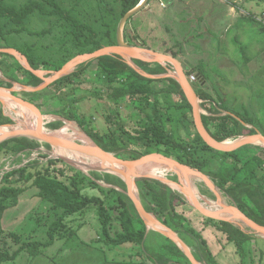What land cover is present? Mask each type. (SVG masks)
I'll return each mask as SVG.
<instances>
[{
    "label": "trees",
    "instance_id": "1",
    "mask_svg": "<svg viewBox=\"0 0 264 264\" xmlns=\"http://www.w3.org/2000/svg\"><path fill=\"white\" fill-rule=\"evenodd\" d=\"M78 1L28 0L24 5L17 6L0 0V19H4L7 22V27L10 28L8 32H3L4 29L2 28V34H7L9 37L22 35L28 31L25 21L35 14L43 19L54 20L57 24L55 29L65 28V31H59L60 34H65L64 37L67 38L62 44L60 55L57 57L61 58L59 61L56 62L54 56L46 59L44 56L36 54L35 45L19 49L0 44V48L17 49L28 58L27 60L36 70L42 67L45 69L52 67L55 71H59L72 58L80 54L93 53L104 47L116 45L119 21L126 13L135 9L142 0H98L96 4L85 9H79ZM129 22L130 20L127 22L125 30L129 26ZM260 25L264 30V24ZM53 30L43 29L30 31V33L41 36L52 34ZM124 37L128 44L136 45L128 39L126 34ZM14 58L9 54H0V71L6 79L5 85H0L12 88L14 83H18L26 87L37 88L43 84L41 78L25 69ZM96 60L111 65L110 67H106V64L100 65L98 68L106 78L105 83L108 92L105 95L116 101L128 99L132 102L137 99L138 103L132 102L131 105L139 112V115L133 118L136 126L134 134L124 132L123 126L119 128L123 134L126 133L130 143L122 142V139L118 137L119 131L111 132L107 136H98L96 130H87L86 133L92 139H97L98 142L96 141V143L99 146L125 160H135L158 152L198 169L209 176L217 188L230 197L243 213L264 226L263 147L256 146L258 153L255 155L248 154L251 145L231 152L214 150L203 141L196 131L192 106L188 102L181 85L174 78L156 79L144 76L120 55L104 56ZM134 62L148 74L163 75L167 73V69L160 64L139 60H134ZM85 65L87 64L79 66L74 72L59 79L44 90L23 92L27 96V98H23L34 103L42 113H61L62 110L53 108V103H48V98L43 101L44 104L36 101L35 98L41 99L44 92L51 89H54V95L51 96L53 101L69 98L73 90H77V81L74 82V80L82 77V74L84 75L86 72ZM193 73L197 72L193 69L187 75L190 76ZM202 74L204 75V72ZM83 82L79 83L82 84ZM154 84H164V86L155 88ZM195 91L198 97L205 101L202 105L203 109L210 113V115H203L202 119L207 131L215 140L224 142L228 139L254 135L257 131L264 135V97L257 99L259 106L256 107V112L252 114L244 104L239 107L228 106L227 103L218 102L204 90L196 89ZM160 94L173 95L175 97L174 103L171 106L161 105L156 98ZM14 95L18 96V94ZM92 95L97 99L104 98L102 93L95 92ZM81 100L73 98L70 103L73 105V103H78ZM66 108L67 106H63V111ZM25 114L29 119L37 116L35 112L27 108H25ZM61 116L72 122L76 121L82 129H86L85 124L87 122L84 118L80 119L79 116L72 113H64V115L61 113ZM182 117L192 125L193 130L185 126L188 135L177 138L174 127L178 125ZM12 123V119L4 114L1 106L0 126ZM54 124V129L62 127L60 122ZM167 125H170L169 128ZM248 127H252V129ZM160 146L163 150H158ZM41 148L48 150L51 146L24 137L0 144V154L9 155L12 159L11 169L3 174L0 182V264L15 260L23 252H27L34 258L42 252L43 248L51 246L57 238L67 237L69 232L75 233L76 230L74 229V231L69 226V219L84 212L89 207L96 209L102 232L100 240H103L105 245L120 247L133 244L143 246L148 251L146 247L147 225L140 216L138 218L133 216L127 202L122 199L126 190V184L122 179L110 175L103 179L105 183L114 187L109 190L117 196V199L90 196L84 192V188L87 185L100 187L98 181L102 179L98 176L88 177L82 171L62 160L51 159L49 154ZM36 151H38V157L30 160L29 156ZM200 152L210 153V155H205L202 158L198 155ZM125 153H129V155ZM26 160L27 163H25ZM44 160H47L46 167L41 163ZM58 163L64 167H57ZM53 170H56V176H53ZM136 183L140 190L142 204L147 211L154 214L161 223L171 228L180 237L185 238V242L187 239L185 236L193 240L191 245H193L194 250L192 251L199 262L219 264L216 256L209 249L203 232L212 237L222 234L229 243H233L239 250H242L244 258V246L253 237L251 234L233 223L209 219L202 214L195 223L202 226V232L198 231L187 218V211L189 212V209L194 208L188 204L183 196L173 192L168 185L156 179L138 178ZM26 184L38 187V196L49 202V210L58 212L55 220L49 226V239L44 243L23 241L20 235L6 232L2 227L4 213L17 206L20 195L26 190ZM115 188H120L123 192L120 193ZM112 201L115 202L110 204ZM155 234L160 236L162 240H160L158 250L151 253L153 258L150 260L153 263L191 264L175 243L157 232ZM157 236L155 239L159 241ZM8 238L12 239V245H9ZM186 243L190 244V242ZM13 245L18 246L11 252Z\"/></svg>",
    "mask_w": 264,
    "mask_h": 264
},
{
    "label": "rangeland",
    "instance_id": "2",
    "mask_svg": "<svg viewBox=\"0 0 264 264\" xmlns=\"http://www.w3.org/2000/svg\"><path fill=\"white\" fill-rule=\"evenodd\" d=\"M5 1L11 5L22 6L28 0ZM97 1L98 0H79L77 3L79 9H85L90 7V5L96 4ZM165 1L168 2L169 0ZM183 1L184 2L179 3L178 6L169 4L166 10L160 9V12L156 9L151 14L148 12H139L133 16L129 23L135 28V31L140 34L142 41H138L136 38L137 36L135 35L136 32L130 26H128L126 30L124 28L123 33L127 35L130 41L142 46L144 49L151 48V50H157L160 51V53L163 52V54L173 56V58L177 59L185 68L187 74L194 69L195 72L198 73L192 74L196 76V81L193 83L195 90L201 89L206 91L205 77L207 75V90L215 100L218 102H224L225 104L227 103L228 106L232 107H239L241 104H244L249 112L252 114L255 113V110L257 109L256 107L259 106L257 99L264 97V30L260 25L264 24V1ZM228 8L229 12L232 14H230V16L236 18L241 17L240 19H243L244 21L238 20V18L237 20H233L236 18L223 16L217 26L213 27L212 24L208 22L209 17L204 16V14L211 13L215 9L221 10L224 13L228 11ZM165 16H168V18H164ZM143 21L145 23L141 32V23ZM25 26L28 31H25L22 35H11L9 37L7 34H2L3 29V32H8L10 28L7 27V22L4 19H0V44L10 45L19 49L25 48V46L28 47L30 45H35L36 54L42 55L46 59H50L51 56H54L56 62L61 59L57 57L60 55L59 53L62 50V44L67 38L64 37L65 34H60L59 31H65V28L55 29L57 24H55L54 20L43 19L38 14L27 18ZM43 29L54 30L52 34L41 36L30 33V31H41ZM125 42L127 41L125 40ZM14 60L16 59L14 58ZM91 61H89L91 64H88L89 62H84L72 70V72H74L79 66L87 64L85 65V74H82V77L74 80V82L77 81V90L74 89L69 98L53 101L51 96L54 95V89L46 90L47 92H44L43 97L41 96L42 100L35 98L36 101L42 103L48 98V103H53L54 109L57 108L62 110L61 113L63 115L64 113H72L79 116L80 119L84 118L87 122L85 124L86 129H82L76 121L72 122L67 120L61 116V113L57 112L54 114L43 113L44 117H53L52 122H45L46 129L54 130V123L60 122L62 126L66 125V123L75 126L78 131L85 133L88 137L90 136L86 133L87 130L93 129L96 130L95 132L98 136H107L111 132L119 131L121 126L124 128V132L134 134V128L136 126L134 125L135 120H133V118L138 116L139 112L131 105V103H138L137 99H134L131 102L128 99L116 101L115 99L108 98L105 95L108 92L106 87L107 84L105 83L106 78L100 69H98L100 65L103 66L106 63H102L96 59ZM129 61L137 66L141 72L146 73L149 76L168 78L169 76L166 75L170 72L171 74L175 73V70L172 69V66L169 63L160 64L168 70H166L167 73L162 76L148 74L141 69L140 66L135 64L134 61ZM7 62H10V60H7ZM228 62H231L233 65H231V67L224 66V64ZM110 66L109 63L106 64V67ZM39 70L45 78H49L54 72H56L52 67L50 69L42 67ZM203 72L204 75H201ZM5 80V76L0 71V84L5 85ZM81 81L84 82L80 84L79 82ZM3 85H0V88L11 89L14 94H18V96L22 98H27L23 92H32V88H35L32 86L26 87L18 83H14L12 88H7ZM162 86H164V84H154L155 88ZM229 88H231V90ZM44 89L46 88H43L42 90ZM95 92L102 93L104 98L97 99L93 97L92 94ZM73 98L82 100L78 103H73L72 105L70 101ZM156 98L157 101L164 106H171L175 101L173 95L167 96L160 94ZM204 103L205 101L199 98L198 106L201 115H207V112L202 107ZM0 104V107L2 106L3 108L4 114L7 117H10L13 121V123L9 125L10 127H24L23 118L14 116V114L17 113V109H15V112L14 110L6 109L1 101ZM63 106H67L65 109L66 112L65 110L63 111ZM169 126L170 125H167L168 128ZM185 126L193 130L192 125L187 123L182 117L178 125L174 127L175 136L177 138L188 135L185 131ZM248 128L252 129V127ZM125 134H123V131H119L118 137L122 139L123 143H130ZM240 138L242 137L228 139V141L234 142ZM92 140L95 143L97 141V139ZM255 147L256 145H251L248 154H257L258 151ZM159 149L163 150L162 146H160L158 150ZM41 150L49 154L51 159H57L55 158V148H48V150L41 148ZM37 152L38 151L29 156L30 160L38 157ZM125 154L129 155V153ZM198 155L204 158L205 155H210V153L204 154L200 152ZM11 160L12 159L9 155L1 153L0 171L2 170V167L12 166ZM41 163L46 167L47 160H44ZM57 167L64 166H62L61 163H58ZM74 168L78 169L77 167ZM78 170L82 171L81 169ZM56 173V170H53V176H56ZM82 173L88 177L94 178L98 176L102 179L101 181H98L100 187L87 185L84 188L86 194L90 196H105V198L117 199V196L109 190L114 187L105 183V180L103 179L107 178L109 175L116 177L119 176L113 173L96 170L82 171ZM119 178L122 179L121 177ZM165 178L171 182L178 183V177L174 171L168 173ZM191 180L194 182L197 194L206 198L205 201H202L203 204L216 203L217 200L215 194L202 180H198V178L195 177L191 178ZM25 187L26 190L20 195L17 206L8 209L4 213L2 227L6 232H13L20 235L23 241L44 243L49 239V226L55 220L56 213L58 212L49 210V202L38 196V187L32 186L31 184H26ZM169 187L173 192L179 193L183 196V198L189 203V199L184 193L173 189L171 186ZM136 188L137 195L142 202L137 183ZM115 189L120 193L123 192L120 188ZM125 192L127 193V187ZM125 192L122 199L127 202L133 216L138 218L140 215ZM219 192L223 197V201L225 200L224 203L237 206L236 203H233L234 201L224 192L221 190H219ZM114 202L112 201L110 204H113ZM200 217L201 214L197 210L189 209V212L187 211L189 222L192 223L196 230L202 232V226H200V224H195ZM69 220V226L73 230H76L75 233L69 232L67 237L57 238L51 246L43 248L42 252L34 258H32L27 252H23L15 260L6 261L3 264H156L150 260V258H153L151 253L158 250L160 240H162L160 236L155 234L156 231L147 229L148 235L146 247L148 248V251L145 250L143 246H135L133 244L114 247L107 246L104 244L103 240H100L102 232L95 208L89 207L84 212L74 215ZM205 233L206 232H203V237L207 240L209 249L212 254L216 256L219 264H264L263 239L252 235L253 237L244 246L245 256L243 258L242 250H239L233 243H229L222 234H217V236L212 237ZM156 236L159 241H156ZM185 237L187 238L186 242H190V244L187 245L191 250H194L193 245H191L193 240L188 236ZM183 240H185V238ZM8 243L9 245H12L11 238H8ZM17 246L15 247V245H13L11 252L17 249ZM242 258L243 261L241 260Z\"/></svg>",
    "mask_w": 264,
    "mask_h": 264
},
{
    "label": "water",
    "instance_id": "3",
    "mask_svg": "<svg viewBox=\"0 0 264 264\" xmlns=\"http://www.w3.org/2000/svg\"><path fill=\"white\" fill-rule=\"evenodd\" d=\"M147 0H143L135 9L131 10L130 12L126 13L123 18L121 19L118 30H117V44L114 46H107L98 51L93 53H86L80 54L75 58H72L68 63H66L59 71L54 72L49 78H45L40 70H36L30 64L28 58L18 51L15 48H0V54H9L15 57L22 66L36 75L37 77L43 80V84L37 88H32V92L41 91L43 88H47L49 85L53 84L54 82L58 81L59 79L69 75L72 73V70L76 68L81 63L89 62L91 60H95L97 58H101L104 56H112V55H120L125 59L135 70L141 73L144 76L149 78H160L149 76L146 73L140 71V69L133 65L129 60H139L147 63L152 64H163L169 63L173 66L176 74H168L171 78H174L182 87L185 92V95L188 99V102L191 104L193 109V118L194 123L196 126V131L199 133L200 137L203 141L211 148L221 152H231L238 150L247 145H258L264 148V135L259 131L256 132L254 135L243 136L240 139H237L234 142L226 143L219 142L215 140L212 135L207 131L202 115L198 106L199 97L193 84L188 79L186 74L185 68L181 65V63L173 58V56L163 54L157 51H153L151 49H144L142 46L138 45H130L124 40V28L127 22L136 14L141 12V10L146 6ZM164 76V75H162ZM29 91V90H28ZM1 97H8L10 98L15 104L18 106L30 109L31 111L35 112L39 121L37 124V128L33 129H12L7 130L6 127H10L9 125L0 126V144L15 139V138H29L33 140H37L41 143H45L51 146V148L60 147L66 150H71L77 152L79 154L85 155L87 157L95 158L99 160L102 164L99 168L89 167L90 170L96 171H105L109 173H113L122 178L125 182L127 187V196L134 204L135 208L137 209L140 217L143 219L145 224L147 225L148 230H154L164 237L171 240L175 243L180 250L185 254V256L189 259L191 264H202L199 262L195 255L192 253L191 248L187 245V243L180 238V236L174 232L171 228L167 227L163 223H161L154 214L149 213L147 209L144 207L142 202L140 201L137 195V188H136V179L138 178H151L161 181L162 183L171 186L170 180L167 178L156 177V176H149V175H135L131 170L138 166H142L148 163H155L157 165L165 166L174 171L178 177V183L183 189V181L190 182V179L195 177L202 180L206 186L213 191L216 196V203L220 207L218 211H211L206 209L201 202H199L197 196L193 193V191L189 188L188 192L191 195L190 204L194 209H196L200 214L204 217L213 219L216 221H224L233 223L236 226L240 227L241 229L247 228L249 230V234L260 236L264 238V226L258 224L251 218H249L245 213H243L237 206L228 205L224 203L223 197L219 192V189L215 185L214 181L207 176L205 173L201 172L198 169L192 168L188 165L182 164L178 160L167 157L161 153L154 152L145 156L140 157L139 159L135 160H125L118 158L115 154L107 152L101 146L96 144L95 147H88L76 142H69L62 139L55 138L47 133L43 132L42 124H43V113L42 111L34 104L26 99L14 95L13 90L0 88V100ZM55 158L64 161L65 163L77 167L81 169L80 166L82 164L76 163L70 159H66L65 157L55 155ZM106 162H109L112 166L108 167ZM84 171L83 169H81ZM112 187V186H111ZM187 191H181L185 195Z\"/></svg>",
    "mask_w": 264,
    "mask_h": 264
},
{
    "label": "bare ground",
    "instance_id": "4",
    "mask_svg": "<svg viewBox=\"0 0 264 264\" xmlns=\"http://www.w3.org/2000/svg\"><path fill=\"white\" fill-rule=\"evenodd\" d=\"M0 101L2 102L3 106L6 109L14 110L15 112H16L15 109H17V113L14 114V116H17L18 118H23V121H24V127H22V126H20V127H6L5 129H7V130L33 129V130H35L37 128V124L39 121L37 116L29 119L25 114V108L18 106L8 97H1ZM46 121L52 122L53 117L52 116L43 117L42 130H43V132L47 133L48 135H51L55 138L62 139L65 141L80 143V144L88 146V147H95L96 146V143L90 137H88L85 133L78 131V129L75 126H72L71 124L66 123V125H63L59 129L48 130L45 127ZM226 143H231V142L227 140ZM55 155L57 157H59V156L65 157L66 159H70L76 163L82 164V166H80V168L83 169L84 171L90 170L89 167L99 168V167H101V164H102L99 160H97L95 158L87 157V156L79 154L77 152H74L71 150H66V149H63L60 147H55ZM105 164H107L108 167L112 166L109 162H106ZM131 171L133 173H135V175L136 174L137 175H149V176H156V177H162V178L166 177L168 173L172 172L171 169H169L168 167L157 165L155 163H148V164H145L142 166H138L136 168H133ZM170 184H171V187L175 190L184 191V192L187 191L186 192L187 195H185V196L188 199H190V196H191L188 192L189 188L197 196V198H198L199 202H201V204H203L202 201H205V199H206L205 197H203V196L201 197L200 195L197 194L194 182L191 179H190V182L187 183V185H186V182L183 181V184H181V185H183L184 189L177 183L170 182ZM203 206L206 209L211 210V211H218L220 209V207L217 205V203L203 204Z\"/></svg>",
    "mask_w": 264,
    "mask_h": 264
},
{
    "label": "crops",
    "instance_id": "5",
    "mask_svg": "<svg viewBox=\"0 0 264 264\" xmlns=\"http://www.w3.org/2000/svg\"><path fill=\"white\" fill-rule=\"evenodd\" d=\"M184 2L183 0H169L168 2H166L165 0H147V3H146V6H144V8L141 10V12H148V13H153L156 9L158 12H160L159 10L160 9H163V10H166L169 6V4L171 5H174V6H178L179 3H182ZM186 4H187V1H186ZM230 12H229V8H228V11L227 12H222L221 10H214L213 12L211 13H206L204 14V16H207L209 17L208 19V22H210L212 24L213 27H216L218 22L220 21V19H222L223 16H229V17H232V18H236V17H233V16H230ZM174 15V14H172ZM232 15V14H231ZM171 17V16H170ZM164 18H168V16H165ZM204 18V17H203ZM202 18V19H203ZM238 20H241V21H244L243 19H240L239 17H237ZM236 19H233V20H237ZM131 20V19H130ZM144 21L141 23L142 27H141V32L144 28ZM129 26L135 31V28L129 23ZM136 32V31H135ZM138 39V41H142L141 39V36L139 33L136 32L135 34ZM137 45V44H136ZM139 46V45H138ZM144 46V45H143ZM145 47V46H144ZM148 49H151V48H148ZM153 50V49H152ZM153 51H157V50H153ZM157 52H160V51H157ZM163 53V52H161ZM231 65H233L231 62H228V63H225L224 66H227V67H231ZM206 85H205V90L209 93V91L207 90L208 88V78H207V75H206ZM235 78V77H234ZM204 82V84H205ZM203 84V85H204ZM239 85V84H238ZM231 90V88H229ZM224 91V90H223ZM207 112V111H206ZM224 115V114H223ZM258 146V145H257ZM111 186V185H110ZM258 238H261L263 239L264 241V238L263 237H260V236H257Z\"/></svg>",
    "mask_w": 264,
    "mask_h": 264
},
{
    "label": "built area",
    "instance_id": "6",
    "mask_svg": "<svg viewBox=\"0 0 264 264\" xmlns=\"http://www.w3.org/2000/svg\"><path fill=\"white\" fill-rule=\"evenodd\" d=\"M173 69V68H172ZM168 71V70H167ZM176 73V72H175ZM174 73V74H175ZM169 74H171V72L169 73ZM189 80H190V82L191 83H194L195 81H196V76L195 75H190L189 76ZM12 162V161H11ZM28 161L26 160L25 161V163H27ZM11 168V166L10 167H4V168H2V170L0 171V182H1V180H2V176H3V174L6 172V171H8L9 169Z\"/></svg>",
    "mask_w": 264,
    "mask_h": 264
},
{
    "label": "clouds",
    "instance_id": "7",
    "mask_svg": "<svg viewBox=\"0 0 264 264\" xmlns=\"http://www.w3.org/2000/svg\"><path fill=\"white\" fill-rule=\"evenodd\" d=\"M141 2H142V1H141ZM170 65H171V64H170ZM171 66H172V65H171ZM172 68H173V66H172ZM173 70H174V68H173ZM175 74H176V73H175ZM186 74H187V73H186ZM187 76H188V75H187ZM188 79H189V76H188ZM189 81H190V80H189ZM191 84H193V83H191ZM204 110H205V109H204ZM205 111H206V110H205ZM207 115H210V113L207 112ZM202 116H203V115H202ZM11 161H12V160H11ZM2 168H3V167H2ZM10 169H11V168H10ZM10 169H9V170H10ZM9 170H8V171H9Z\"/></svg>",
    "mask_w": 264,
    "mask_h": 264
},
{
    "label": "flooded vegetation",
    "instance_id": "8",
    "mask_svg": "<svg viewBox=\"0 0 264 264\" xmlns=\"http://www.w3.org/2000/svg\"><path fill=\"white\" fill-rule=\"evenodd\" d=\"M235 225V224H234ZM248 234H249V230L247 228L244 229Z\"/></svg>",
    "mask_w": 264,
    "mask_h": 264
}]
</instances>
